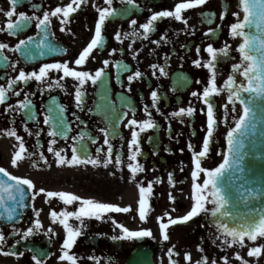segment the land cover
<instances>
[{
	"label": "flooded vegetation",
	"instance_id": "1",
	"mask_svg": "<svg viewBox=\"0 0 264 264\" xmlns=\"http://www.w3.org/2000/svg\"><path fill=\"white\" fill-rule=\"evenodd\" d=\"M69 2L71 0H20L17 13L24 11L28 15L35 13L42 17L45 10L51 11L56 6H65ZM178 2L181 0H135V4L129 3L128 0H113L111 7L116 9V13L106 20L102 29L104 43L98 49H94L92 56L83 66H76L74 61L93 38L98 19L94 5L106 7L108 5L105 0H87V3L69 18L70 23L67 25H62L57 17L51 18L50 33L47 36L36 27V21L30 22L15 35L6 31L0 32V42L10 46L4 53L9 57L8 63L0 60V85L6 86L7 80L18 75L21 68L25 71L34 69L38 71L45 63L67 61L77 70H88L93 73L101 67L105 68L101 80L95 84L88 81L83 86L84 104L81 108L76 107L74 93L77 82L74 78L65 77L62 81L64 87H47L48 82L54 84L57 77L63 76L62 71L50 70L49 78L44 83L35 80H30L27 84L20 82L16 90L22 89L21 95L9 93L8 100L0 104V130L14 127L17 134L23 137L27 152L34 155L28 157L25 154L17 166L12 165L11 160L18 150L19 142L14 137L7 136L6 132L0 131V167L13 175L31 179L35 190L44 188L68 191L82 198H93L121 207L126 181L132 189V221L153 232L152 237L141 238L143 244H148L151 248L153 264H170L168 253L173 246L172 260L178 264H196L204 255L209 258V264L212 260L217 264H224L222 258L225 256L229 258L228 264H241L235 256L237 252L250 264H264V254L258 258L248 256L250 247L264 244V237H258L255 242L245 238L243 247L238 244L225 246L224 238L217 231L218 214L213 217L210 212L201 213L188 222L172 225L169 227V240L164 241L162 238L157 217L163 216L165 212L170 213L173 218L183 216L194 203L192 198L194 180L191 175L194 171V162L189 144L193 145L196 152L201 151L206 135V105L199 96L193 97L191 94L194 91L202 93L210 73L207 68L197 66L193 61L198 58H202V61L209 59V54L205 50L208 44L220 48L227 43L230 46L229 56L217 65V84L221 87L227 76L233 74L231 66L241 62L238 45L242 43V37L233 38L230 34V25L238 20L234 13H239V20L244 16L240 0H207L204 5L183 12L188 21L187 25L172 18H163L156 23V30L150 33L148 38L123 36L122 42L115 39L117 32L123 34L134 29L140 30L139 25L146 22L152 11L174 10V5ZM33 4L40 7L33 9ZM9 7L10 0H0V8L6 11ZM225 12L226 15L221 19L222 13ZM15 18L14 16L13 19ZM131 20H136L137 24L131 25ZM5 21V13L0 12V27L5 25ZM209 28L215 29V32L208 33ZM165 34L166 41L155 43ZM29 36L33 37L31 44L18 51L10 50L19 40H26ZM41 40L44 44L40 43ZM197 47L201 49L199 53ZM112 49L116 51L113 53ZM133 51L137 53L135 56ZM105 59L110 61L107 66L103 64ZM117 61L120 62V67L117 66ZM15 62L18 63L13 70L10 64ZM154 64L164 67L167 75L161 74L158 69L154 70L151 67ZM137 70L143 75L129 82L128 77ZM236 79L238 82L245 80L239 74L236 75ZM153 90L160 96L155 106L151 99ZM25 93L29 94L30 110L34 113L35 119L29 118V109L6 111L9 104L15 106L18 100H23ZM227 96L228 92L225 90L213 97L218 123L214 128L210 151L202 158L203 168L213 169L218 166L227 131L236 115L238 102L232 104L227 100ZM226 104L227 109L224 107ZM61 105L64 106L63 117L71 128L68 131V139L55 138L54 149H64L63 154L70 158L72 146L75 144L79 148L81 145V141L71 138L80 132H86L88 135L83 144L86 145L87 152L83 154L94 158L98 156L103 160L108 145L104 144L105 136L100 129L107 128L108 138L113 147V161L117 153L122 156L123 162L120 167L113 163L107 168L100 165L87 171L85 169L93 165H58L55 162L56 157L48 151L53 138L48 134L49 125L44 124V118L49 115L48 109L51 108L53 110L51 115L56 119ZM189 106L196 109L191 117L186 114L172 116L179 108ZM145 107L152 113L156 126L140 132L138 146L141 152L137 160L131 162L140 163L145 171L137 173L136 179L132 180L130 170L127 168V163L130 162L129 141L132 132L128 120L133 116L137 120L147 119ZM125 113L127 115H124ZM26 129L31 130L32 134L29 135ZM136 130L139 131V128ZM36 132L40 133L39 136L35 134ZM98 149L102 151L98 152ZM41 152L48 158L47 164L39 159ZM76 167H83V170L76 173ZM83 171L88 178L86 176L80 178L79 174ZM170 173L174 175V186L168 179ZM206 178V173L202 172L195 182L203 183ZM77 182L84 183L85 187L78 185ZM148 182H154L153 193L149 198L152 209L147 220L142 221L138 214L135 219L134 211L138 213L139 186L143 184L146 187ZM210 191L209 188L205 194ZM170 196L176 199L170 200ZM35 200L20 222L0 228L7 237L5 251L11 247L14 251L23 253L18 258L0 253V263L34 264L32 260L34 254L46 253V264H71L70 261L58 259L66 232L62 225L53 222L50 217V210L55 209L59 212L66 207L65 204L58 197L46 198L45 193L38 195ZM206 206L213 207L211 198ZM77 207L78 203L67 206L70 211L76 210ZM37 210H40L39 219L43 228H34L32 235L22 239L24 230L34 227ZM122 216L123 213L113 212L105 214L104 219L85 218L86 227L82 229V235L70 250L79 258L77 264H125L129 251L139 242L136 239H112L113 236L120 234L112 219L114 217L116 221L124 224ZM164 222H167L166 216ZM70 223L78 225L79 222L72 218ZM50 225L54 229L53 234L47 232ZM13 226L17 231H13ZM201 247L203 252L199 250ZM186 253L191 254L190 261L186 259Z\"/></svg>",
	"mask_w": 264,
	"mask_h": 264
},
{
	"label": "snow or ice",
	"instance_id": "2",
	"mask_svg": "<svg viewBox=\"0 0 264 264\" xmlns=\"http://www.w3.org/2000/svg\"><path fill=\"white\" fill-rule=\"evenodd\" d=\"M113 0H105L106 7H100L94 5L98 12V19L95 24V32L93 38L89 43L79 52L77 58L74 61L76 66H83L86 64L87 60L92 56L94 49H98L104 43V37L102 35V29L105 26L106 20L112 17L116 13V9L111 7ZM129 3L135 4V0H128ZM207 2V0H181V2L175 3L174 10H160L152 11L146 22L139 25L140 30H133L129 33L117 32L115 34V39L122 42L123 36L128 37H143L148 38L149 34L156 30V23L163 18H172L177 21H181L187 25V18L183 15V12L188 9H192L196 6H202ZM20 3V0H10V7L8 10L0 8V12L5 13L6 21L3 27H0V32H8L10 34H18L21 32L27 25L36 21V27L40 29L45 36L49 35L50 28L49 25L52 22L53 17L60 19L62 25H67L70 23V17L81 8L83 4L87 3V0H71L65 6H56L51 11L45 10L43 16H37L35 13L28 15L24 11L17 13V7ZM240 6L244 12L242 20H239V13H234L237 16V22L230 25V34L233 38L242 37V43L238 45V52L241 56V62L235 63L231 66L232 73L227 76L223 82V86H218L217 84V65L222 60L228 58L230 53V46L225 43L224 46L216 48L213 44H208L206 51L209 54V59L207 61H202V58H198L193 61L197 66H203L209 70L210 78L207 85L203 88L202 93L197 91L192 92L193 97L199 96L202 99L204 105H206V135L202 142V150L196 152L193 145L189 144V148L193 152V162H194V171L191 173L194 184V194L193 200L194 203L191 206L190 210L183 216L173 218L170 213L165 212L163 216L157 217L159 221V227L162 231V238L164 241L169 240V227L176 225L181 222H188L193 217L198 216L201 213H211L213 217H216L217 214L220 215H231L230 213L222 212L224 206L229 202L228 197L222 187L219 185L220 178L224 175L226 169H231L234 166L239 168L240 172H243L244 169L241 167L244 160V149H245V138L247 137L250 128L255 129L256 125L253 123L255 120V113L253 111L252 101L256 97H264V0H240ZM33 9L40 7L39 5L33 4ZM225 13H222L221 19L224 18ZM16 17L13 19V17ZM131 25L135 26L137 24L136 20H131ZM254 29V31H253ZM62 30H65L62 28ZM70 31V29H67ZM142 30V31H141ZM215 29L209 28L208 33H214ZM206 33V35L208 34ZM39 35V33H38ZM167 36L161 38L160 41L155 43L159 44L162 41H166ZM33 37L29 36L26 40L21 39L14 46L11 47V51H18L25 47L26 45L31 44ZM41 44H44V41H40ZM51 48V45H46ZM131 48V45H129ZM10 46L7 43L0 42V60H3L6 64L9 61V57L6 56L5 50H8ZM113 53L116 49L111 50ZM123 51V49H121ZM201 49L197 47V53ZM137 53L133 51L135 56ZM43 55V53H41ZM16 63H11L10 66L15 70ZM110 63L108 59L103 61V64L107 66ZM117 66L120 67V62L117 61ZM151 67L163 75H167L164 67L159 65H151ZM50 70H55L57 72L62 71L63 76L57 77L55 83L48 82L47 87H64L62 81L65 77H72L77 82L75 85L74 98L76 101V107L81 108L84 104V92L82 91L83 86L88 82L95 84L97 81L105 74V68L101 67L97 69L94 73L88 70H77L76 67H71L69 62H53L45 63L37 70L25 71L21 68L18 72V75L15 77L9 78L7 80V85H0V104H4L8 98L9 93L14 95H21L22 89L17 91L16 88L20 82L27 84L30 80H35L40 83L46 82V79L49 78ZM155 74V72H154ZM239 74L246 79L247 83L238 82L236 75ZM143 74L137 70L133 75L128 77L129 82L134 79L140 78ZM201 83L200 81H197ZM228 92L227 100L232 104L239 102L242 108V114L239 115L238 119L235 120V126L227 132V155H225L224 160L219 166L213 169H207L202 167V158L206 157L210 151V142L214 135V128L217 126V119L215 113V105L213 102V97L223 91ZM248 93L247 98L243 95ZM25 98L23 100H18L17 105L9 104L6 108V111H23L24 109H29L28 116L30 119H35L34 113L30 110L31 100L28 99L27 93L24 94ZM151 99L153 106H155L160 100V96L157 91L153 90L151 92ZM227 109L228 105H224ZM204 111V109H200ZM52 109H48L49 115H46L44 118V124L49 125V136L52 137L48 151L52 152L56 157V163L58 165H81V164H90L93 166H100L107 168L109 165L115 163L116 167H120L122 164V156L117 153L115 156V161H113V147L109 140V130L107 128H101L100 132L104 134V144L108 145L105 158L101 160L98 156L92 157L90 155H84L83 153L87 152L86 145L83 144L85 137L88 135L86 132H80L77 136L72 137L73 140L81 141V145L78 148L75 144L71 148V157L64 155V149L56 150L53 145L56 144V137H63L68 139V131L71 128V125L65 121L63 117L64 106L59 107V113L56 119H53L51 113ZM145 111L148 114V118L144 120H137L134 116L128 120V126L132 128L131 140L129 141V161L127 163V168L130 170L131 179H136V174L139 172H144L145 169L140 163L133 164L131 161H136L138 155L141 152L139 148V135L140 132H143L146 129H150L156 126L155 120L152 118V113L145 107ZM157 111L159 109L157 108ZM195 108L189 106L188 108H179L178 111L173 112L172 116H181L186 114L191 117ZM124 115H127L125 113ZM79 119V117H77ZM137 127L139 131H137ZM27 130V129H26ZM6 132L7 136L14 137L16 141L19 142L18 150L15 151L14 157L11 160L12 165L17 166L21 162L25 154L28 157H32L34 153L27 152L25 147V142L22 136L17 134L16 129L9 128L6 130H0ZM29 135L32 134L31 130ZM39 136V132L35 133ZM115 134V133H113ZM39 145V141H37ZM135 146V147H134ZM102 151V149L97 150ZM183 151V150H182ZM39 159L43 160L45 164L48 163V158L41 152L39 153ZM35 164V161H33ZM206 173L207 178L203 180V183L195 182L201 173ZM169 182L172 186L175 184L174 175L169 174ZM153 183L148 182L145 187L143 184L139 186V200H138V215L140 220L146 221L148 214L152 209V205L149 202V198L153 193ZM25 186L28 189H33L35 187L34 182L28 178H22L20 176L13 175L9 173L5 168L0 167V218H4L6 221H13L16 216V208L23 207V201L25 197ZM211 189V191L206 195V190ZM41 193L46 194V198L58 197L60 201L65 204V208L57 212L55 209L50 210V217L53 222H58L63 226L66 235L62 241L61 255L58 257L60 261H70L71 264H77L78 257L75 254L70 252L73 249L74 245L77 243L78 237L82 235V229L86 227L85 218L91 219H104L105 214L108 213H130L132 211L131 205L121 207L118 204L108 203V202H99L93 198H82L79 195L73 194L68 191H53L40 188L32 193V199L40 195ZM19 197V198H17ZM211 198L213 207L208 208L207 202ZM175 197L170 196V200H175ZM9 202H12L10 205ZM78 203L76 210H68L67 206ZM36 219L34 221V227H28L23 232L22 239L27 238L32 235L35 229H42V221L39 219L40 210L36 211ZM167 217V222H164V217ZM75 218L78 225L70 223V220ZM112 222L120 230V234L113 236L114 240L122 239H136V238H145L152 237L153 232L150 229L141 228L139 230H132L125 226L123 223H120L115 220L113 217ZM218 224L217 231L224 238V245H239L240 247L244 246L245 238L250 241L255 242L258 237H264V213H260L258 218L252 219L250 222L238 226H230L227 223H224L220 220H217ZM13 231H17L13 226ZM49 234L54 233V229L50 225L47 229ZM7 243V237L4 235L3 230L0 229V253L4 255H12L19 257L23 253L14 251L11 247L5 251L4 246ZM14 247V246H13ZM173 248L169 249V258L170 264H178L177 261L172 260ZM203 252V248L199 249ZM261 254H264V244L259 246L250 247L248 251L249 257H259ZM46 253H36L32 256L34 264H46ZM237 259L241 261V264H250V262L240 255L239 252L235 253ZM95 259V258H94ZM186 259L191 260V254L186 253ZM224 264H228L229 258L227 256L222 258ZM196 264H209V258L207 255L202 256L201 260L197 261ZM211 264H217L215 260L211 261Z\"/></svg>",
	"mask_w": 264,
	"mask_h": 264
},
{
	"label": "water",
	"instance_id": "3",
	"mask_svg": "<svg viewBox=\"0 0 264 264\" xmlns=\"http://www.w3.org/2000/svg\"><path fill=\"white\" fill-rule=\"evenodd\" d=\"M243 95L247 98L250 94L244 93ZM252 106L255 113L253 123L256 127L254 130L250 128L245 138V156L241 165L244 171L240 172L239 168L235 166L226 169L219 181V185L224 189L229 201L222 212L231 214L222 216L231 226L250 222L252 219L258 218L260 213H264V97H256L252 101ZM225 155H227V145ZM25 189L24 206L16 208L14 220L9 222L0 218V223L16 222L28 209L29 191L27 186ZM9 204L11 205L12 202ZM150 254L149 247L139 246L132 250L126 264H153Z\"/></svg>",
	"mask_w": 264,
	"mask_h": 264
},
{
	"label": "rangeland",
	"instance_id": "4",
	"mask_svg": "<svg viewBox=\"0 0 264 264\" xmlns=\"http://www.w3.org/2000/svg\"><path fill=\"white\" fill-rule=\"evenodd\" d=\"M235 111H236V116H235V119L234 120L237 119V117H238V115L240 113V108L237 106V108L235 109ZM91 167L86 168L85 170L89 171L90 169H93L94 166H91ZM79 170H83V167H76V173H78L77 171H79ZM84 171L81 174H79L80 178H86L87 177V174ZM79 172H81V171H79ZM78 185L85 187V184L82 183V182L78 183ZM122 198H123L122 199L123 206H129V205H131V209H132V211L130 213H123L122 218H123V221H124V225L127 226L129 229H132V230H139L141 228L149 229L147 227H143L141 224L136 223L135 221L134 222L132 221V214H133V208H132V204L133 203H132V199H131L132 198V189L126 183V181L124 183V193H123V197ZM129 199H131V200H129ZM120 201L121 200L119 199L118 202H120ZM134 214H135V219H136V215L138 214L136 210L134 211Z\"/></svg>",
	"mask_w": 264,
	"mask_h": 264
}]
</instances>
